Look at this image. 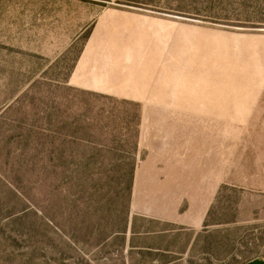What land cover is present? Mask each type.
Returning a JSON list of instances; mask_svg holds the SVG:
<instances>
[{
	"label": "rangeland",
	"instance_id": "374dc122",
	"mask_svg": "<svg viewBox=\"0 0 264 264\" xmlns=\"http://www.w3.org/2000/svg\"><path fill=\"white\" fill-rule=\"evenodd\" d=\"M74 1L182 24L183 47L147 48L157 60L162 52L167 68L147 71L144 94L99 93L102 79L79 88L71 73L89 30L76 38L55 22ZM151 86L167 93L151 94ZM212 100L217 130L229 114L243 113L225 111L228 104L264 103V0H0V264L264 259V206H257L264 199L240 183L248 167L255 171V152L258 166L264 162L255 142L244 150L256 127H243L236 161L222 168L231 169L232 182L218 188L197 232L130 207L135 169L147 157V120L207 121L212 112L192 110V103Z\"/></svg>",
	"mask_w": 264,
	"mask_h": 264
},
{
	"label": "crops",
	"instance_id": "0c3cea01",
	"mask_svg": "<svg viewBox=\"0 0 264 264\" xmlns=\"http://www.w3.org/2000/svg\"><path fill=\"white\" fill-rule=\"evenodd\" d=\"M55 22L57 30L76 32L72 35H77L76 38L89 30L82 43L83 50L72 69L71 80L79 88H86L89 79L106 80L100 82L104 90L99 93L103 94H144L147 83L143 80L147 79V71L153 74L157 71L166 73L167 60H162L163 48L170 44L183 47L184 42L185 29L182 24L145 15L134 9L101 7L74 1L63 8V13ZM71 44L61 43L62 46ZM153 47L161 48L160 51L163 49V53L158 51V60L147 56V48ZM149 89L151 94L167 93L166 88L161 86H151ZM230 105L224 110L243 113L238 119L229 114V118H224L220 125L223 129L219 130L215 125L216 103L213 100L203 107L192 103V110L202 108L212 112L209 115L212 118L208 116L207 121L194 115L192 119L147 120V139L143 140L147 157L136 167L132 182L130 207L133 213L148 220L197 232L209 214L218 188L233 178L231 169L228 173L222 168L226 162H229L230 167L231 160L236 161L233 152L239 146L237 138L245 135L243 127L257 128L256 135L248 136L253 140L245 142L244 150L253 149L252 142H255V150H259L260 159H264V103H239L234 108ZM168 107L183 111L182 105ZM248 111L255 113L249 114ZM235 127L240 129L236 130ZM200 136L204 138L202 141L199 140ZM222 148L225 152L221 157L223 160L217 158ZM201 154H207V158H201ZM255 156V171L252 172L248 167L246 182L240 183L254 187L257 198L264 199V162L259 161L258 166L256 152ZM257 206L262 207L264 204Z\"/></svg>",
	"mask_w": 264,
	"mask_h": 264
},
{
	"label": "trees",
	"instance_id": "16d2710c",
	"mask_svg": "<svg viewBox=\"0 0 264 264\" xmlns=\"http://www.w3.org/2000/svg\"><path fill=\"white\" fill-rule=\"evenodd\" d=\"M247 264H264V261H262V260H253L252 262H249Z\"/></svg>",
	"mask_w": 264,
	"mask_h": 264
}]
</instances>
